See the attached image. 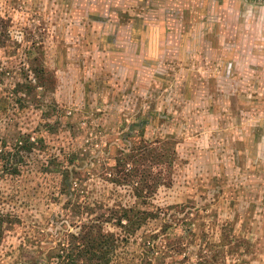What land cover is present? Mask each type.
<instances>
[{"label": "rangeland", "instance_id": "rangeland-1", "mask_svg": "<svg viewBox=\"0 0 264 264\" xmlns=\"http://www.w3.org/2000/svg\"><path fill=\"white\" fill-rule=\"evenodd\" d=\"M85 2L0 0V264H264V0Z\"/></svg>", "mask_w": 264, "mask_h": 264}, {"label": "trees", "instance_id": "trees-1", "mask_svg": "<svg viewBox=\"0 0 264 264\" xmlns=\"http://www.w3.org/2000/svg\"><path fill=\"white\" fill-rule=\"evenodd\" d=\"M131 4H132V6L134 5V0H132ZM133 8H134V6H133ZM109 13H111V12H109ZM104 236H106V235H104ZM70 255H71L70 253L62 254L60 256V258H61V264L66 263L67 261H70Z\"/></svg>", "mask_w": 264, "mask_h": 264}, {"label": "crops", "instance_id": "crops-1", "mask_svg": "<svg viewBox=\"0 0 264 264\" xmlns=\"http://www.w3.org/2000/svg\"><path fill=\"white\" fill-rule=\"evenodd\" d=\"M85 1H86L87 3H89V1L91 2V0H84V2H85ZM73 2H76V3H77V2H81V0H73ZM86 2H85V3H86ZM106 5H107V4H106ZM103 11H104V10H103ZM103 13H104V15H105V14L108 15L109 11H104V12H102V14H103ZM107 17H109V16H107ZM78 19H80V18H78ZM81 21H82V19H80V22H81Z\"/></svg>", "mask_w": 264, "mask_h": 264}]
</instances>
